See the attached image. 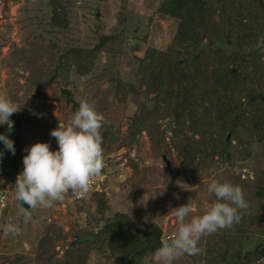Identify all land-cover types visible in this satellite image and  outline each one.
<instances>
[{"label":"rangeland","instance_id":"1","mask_svg":"<svg viewBox=\"0 0 264 264\" xmlns=\"http://www.w3.org/2000/svg\"><path fill=\"white\" fill-rule=\"evenodd\" d=\"M49 1L0 0V96L14 102L19 111L30 109L36 88L48 83L43 88L44 105L31 118L21 121L18 137L7 129L0 130L13 141L15 149L13 155L0 144V199L4 203H0V229L8 224L20 229L16 235L0 230V264H105L92 251L84 263L77 257L60 260L63 246L71 239L62 230L67 232L76 225L87 227L89 220L87 208L78 205L70 191L49 208H22L14 196V183L22 171L26 149L33 143L47 142L54 150L57 145L50 130L66 125L82 100L93 105L105 124L118 128L117 136L124 139L122 146L105 155L111 160L103 178L106 220L115 212H125L135 220L137 228L148 233L159 229L162 241L170 242L177 230L172 209L188 203L193 212L187 219L201 215L205 205L215 201L207 186L216 179L243 192L247 207L240 211L252 215V221L257 222L264 209V198L257 196L258 188L264 187V136L258 142L254 131L251 135L242 132L240 144L227 133L232 139L229 155H194L189 148L190 144L195 146L191 139L203 137L202 142L210 147V140L218 137V126L206 122L214 118L213 107L207 110L199 106L197 127L194 123L198 132L193 135L186 127L188 123L180 134L173 135L170 120L166 119L165 134L154 128L151 138L144 129L137 139H127L133 117L144 107H153V94H145L146 85L137 78L138 59L148 49L165 50L175 29L172 20L157 12L161 0H63L68 20L65 28L49 26ZM101 35L115 38L91 57L90 68L86 61L67 63L61 58L73 47L87 50ZM117 81L123 85L117 86ZM128 83H133L132 90L126 86ZM64 94H68V100ZM183 141L189 142L188 147L177 150L175 145L181 149ZM200 149L204 150L203 146ZM110 169L112 177H108ZM88 204L91 208L94 205ZM241 222L240 218L231 229ZM230 230L201 236L198 253L184 254L173 264H205V247L230 238L229 232H238ZM260 233L257 227L250 226L243 250L264 243ZM46 237L53 239L57 252L50 260L47 245L40 244ZM259 261L264 264V257ZM144 264L160 262L153 253L144 257Z\"/></svg>","mask_w":264,"mask_h":264},{"label":"trees","instance_id":"2","mask_svg":"<svg viewBox=\"0 0 264 264\" xmlns=\"http://www.w3.org/2000/svg\"><path fill=\"white\" fill-rule=\"evenodd\" d=\"M49 2L52 7L49 26L65 28L68 20L63 0ZM157 12L172 20L175 29L165 50L148 49L138 59L137 78L141 85H146L145 94H153V107L150 110L144 107L133 117L126 131L127 139H137L144 129H148L150 137L154 128L157 133L165 134L166 119L170 120L173 135L177 136L186 127L193 135L198 132L194 123L199 106H202L207 110L213 107L216 112L214 118L210 117L206 122L218 126V137L210 140L213 141L209 142L210 147L202 142L203 137L191 139L195 146L190 144L189 148L194 155L199 152L202 156L229 155L232 139L227 138V133L241 144L240 134L251 135L254 131L258 142L261 141L264 136V100L255 99L264 96V45L257 47L264 41V0H161ZM114 38L113 35H101L98 42L87 50L73 47L61 58L67 63L86 61L88 69L91 57ZM47 84L36 88L30 109L13 113L9 117L11 125L0 126V130L7 129L18 137L21 121L31 118L44 105L43 88ZM121 85L117 81V86ZM126 86L131 87L130 90L134 87L133 83ZM64 97L68 100L65 94ZM118 133V128L103 122L104 156L124 144ZM244 142L248 144V141ZM181 144L184 145L181 149L175 147L185 151L189 142ZM202 146L204 150L200 149ZM257 191V196L264 198V187ZM70 194L73 193L70 191ZM75 201L87 208L88 225H76L67 232L62 230L64 236L71 239L63 246L60 260L77 257L84 263L86 255L92 251L103 258L105 264H144V257L156 251L138 252L149 246L150 241L127 213L115 212L110 219H105L107 201L104 193L94 192ZM86 201L93 202V207ZM239 215L243 223L231 229L238 232L233 235L229 232L230 238L205 247L202 257L205 264H262L259 260L264 257V243L253 249L243 250V247L252 225L261 232L259 239L264 240V209L255 223L252 215L240 210ZM73 235H91L93 238L72 244ZM51 240L46 237L40 241V244L47 245L48 260L57 254Z\"/></svg>","mask_w":264,"mask_h":264},{"label":"clouds","instance_id":"3","mask_svg":"<svg viewBox=\"0 0 264 264\" xmlns=\"http://www.w3.org/2000/svg\"><path fill=\"white\" fill-rule=\"evenodd\" d=\"M264 45V41L257 47ZM18 110L16 104L0 96V126L11 124L9 117ZM104 117L86 100L79 103L66 125L50 130L57 147L50 150L47 142H36L26 149L22 157V171L15 180L14 196L18 204L27 209L49 208L64 199L71 191L80 196L90 188V182L105 167L101 129ZM0 144L15 154L14 144L6 134H0ZM3 152L0 151V158ZM207 192L215 201L205 205L201 215L191 216L193 208L188 203L173 208L177 230L170 242L161 244L154 252L160 264H173L180 256L195 255L201 236H209L218 230H230L240 219L239 210L247 207L244 194L228 182L212 179ZM30 219V217H28ZM5 234L16 235L18 226H3Z\"/></svg>","mask_w":264,"mask_h":264},{"label":"water","instance_id":"4","mask_svg":"<svg viewBox=\"0 0 264 264\" xmlns=\"http://www.w3.org/2000/svg\"><path fill=\"white\" fill-rule=\"evenodd\" d=\"M68 96V94H67ZM255 100H264V96H260L257 97ZM229 137V135H227V138ZM163 159L165 160V157H163ZM166 161V160H165ZM166 163L168 164V161H166ZM22 206L27 209V205L22 204ZM142 233L145 235L146 239H148L150 241L149 246H146L142 249H140L138 252H142L143 250H147V251H153L154 249H157L161 244H163L164 242L162 241V239L160 238L162 232L159 229H154L152 232L148 233L145 230H142ZM93 237L91 235H84V236H76L75 239L72 241V244H79L82 242H85L87 240H91Z\"/></svg>","mask_w":264,"mask_h":264},{"label":"built area","instance_id":"5","mask_svg":"<svg viewBox=\"0 0 264 264\" xmlns=\"http://www.w3.org/2000/svg\"><path fill=\"white\" fill-rule=\"evenodd\" d=\"M103 159H104V162H105V167L101 170V174L97 177H94L91 182H90V188H89V191L83 195V196H80L78 194H72V199L73 200H81V199H84L86 198L87 196H89L91 193H94V192H97V193H104L105 191V185L103 183V178L105 176V171L108 169L109 165H110V156H104L103 155ZM1 163V161H0ZM0 203H1V206L4 205L3 203V200L0 199Z\"/></svg>","mask_w":264,"mask_h":264},{"label":"crops","instance_id":"6","mask_svg":"<svg viewBox=\"0 0 264 264\" xmlns=\"http://www.w3.org/2000/svg\"><path fill=\"white\" fill-rule=\"evenodd\" d=\"M120 170L123 171V169H121V168H120ZM111 172H112V171H111V169H110V172L108 173V174H109L108 177H109V176H110V177L113 176V175H111ZM106 173H107V171H106Z\"/></svg>","mask_w":264,"mask_h":264}]
</instances>
